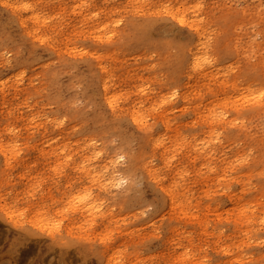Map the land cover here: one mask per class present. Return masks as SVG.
Listing matches in <instances>:
<instances>
[{
	"label": "rangeland",
	"instance_id": "1",
	"mask_svg": "<svg viewBox=\"0 0 264 264\" xmlns=\"http://www.w3.org/2000/svg\"><path fill=\"white\" fill-rule=\"evenodd\" d=\"M94 1L101 21L109 19L104 13L107 7L114 10L115 19L123 15L125 4L129 11L135 5V0ZM154 2L164 4L165 0ZM199 2V19L233 18L226 31L212 21L209 65L191 76H172L162 70L157 55H174L176 47L186 49L196 34L164 14L148 15L138 39L132 34L126 45L115 41L104 48L97 42L96 55H83L95 66L89 74L94 103L80 102L81 118L104 125L98 132L104 141H111L109 152L120 144L105 125L111 116L167 117L184 136L199 135L204 125L197 120L204 117L236 119V126L223 133L231 137L224 140L232 161L226 181L230 192L204 183L203 173L192 175L198 163L187 155L181 162L179 151L177 163L193 181L191 217L172 212L167 198L149 181L135 183L133 192L125 196L124 190L102 194L99 185L82 174L81 167L87 163L76 145L79 136L62 140L51 133V126L46 128V119L61 112L58 85H46L47 74L43 80L36 78L41 72L38 63L23 69L25 82L18 85L10 80L20 75V69L0 68V82L9 81L0 85V264H264V107L256 111L252 103L255 90L263 91L264 97V66L260 72L253 71L259 59L264 62V0ZM7 32L0 42L15 47V58L26 54L19 31L8 28ZM87 32L80 34V41L90 48ZM255 41L259 50L254 48ZM31 76L37 90L33 97L21 91ZM101 78L108 89L103 98ZM107 94L113 106L105 100ZM45 97L50 106L41 102ZM28 106L46 114L27 118ZM90 127V122L83 125V129ZM83 180L93 194L97 214L93 217L78 214L70 206ZM202 184L210 187L208 196ZM96 206H101L100 211Z\"/></svg>",
	"mask_w": 264,
	"mask_h": 264
},
{
	"label": "bare ground",
	"instance_id": "2",
	"mask_svg": "<svg viewBox=\"0 0 264 264\" xmlns=\"http://www.w3.org/2000/svg\"><path fill=\"white\" fill-rule=\"evenodd\" d=\"M102 3L107 4V0H102ZM163 3H155L154 0H135L132 11L128 10L129 4H125L123 15L119 14L115 19H112L114 10L107 7L104 13L109 19L101 21L94 0H0V6L4 9L0 12V37L6 38L8 28H15L20 33L19 41L26 46V54L18 53L15 58V47H6L3 45L4 42H0V68L9 71L20 69V75L10 80V83L13 82L11 85H18L19 82H25L23 69L38 63L41 72L35 74L36 78L43 80L42 75L47 74L46 85H58L57 96L63 98L59 106L61 112L54 118L46 119V128L51 126V133L60 136L62 140L71 135L79 136L76 145L83 151L82 157L87 163L81 167L82 174H85L86 179H92V183L99 185L102 194H119L124 190L125 196L124 193L133 192L135 183L149 181L167 198L172 212L178 215L185 212L191 217L193 214L188 204L192 203L190 184L193 181L188 175V170L181 166V163H177L180 155L178 152L183 153L181 162L187 155L190 160L194 159L198 163V171L192 169V175L196 172L203 173L201 177L204 183H211L212 187L215 186L222 192H230L231 188L226 181L232 161L225 151L228 145L224 140L231 137L229 135L225 137L223 133L229 126H236V119L204 117L197 120L204 125L199 135L184 136L181 130L172 124L173 119L167 117L148 118L131 114L132 116L124 119L111 116L105 125L116 133L120 144L109 152L111 141H104L98 132L104 125H99L97 119L87 121L81 118L84 107L80 108V102L85 106L94 103L92 93L94 83L89 74L94 73L95 66L86 61L87 58L84 59L83 55L85 57L96 55L99 47L97 42L104 48L115 41L118 42L117 45H126L132 34L138 39L147 27L145 24L146 20H149L148 15L152 17L158 13V16L164 14L182 26H188L196 34L192 43L185 45L186 49L176 47L174 55L181 52L178 56L157 55L158 60L163 62L160 66L162 70L172 72L170 73L172 76L181 77L185 74L191 76L201 67L209 65L213 49V36L209 31L212 21L226 31L233 18L227 15L219 17V20H210L207 16V20L199 19L202 14L199 0H193L191 2L193 4L188 0H165ZM254 11L258 15V6ZM86 29L87 39L91 41L90 48L83 46L80 41V34L84 35ZM262 47L264 49V42ZM254 48L259 50L258 41H255ZM32 50L36 54L33 55ZM43 59L45 61L40 62ZM263 66V60L259 59L253 71L260 72ZM32 76L27 79V84L22 85L21 90H27L29 97H33L34 92H37L33 84L35 78ZM170 82L173 84L175 79H170ZM8 83L9 81L0 82V85ZM100 85L103 98L104 92L108 90L104 86L106 84L103 83V78L100 79ZM253 94L255 96L252 103L257 107L256 111H260L264 107L263 91L255 90ZM49 97L53 101L54 97L51 94ZM105 100L112 105V99L108 94ZM41 102H44V106L52 104L46 97ZM28 108L30 112L25 115L27 118L46 114L45 110L42 113H35L34 108L30 106ZM85 122L92 123L93 127L83 129ZM158 125L162 128L157 129ZM91 163L94 165H90ZM82 183L84 184V180ZM202 185L207 188L204 189V193L208 196L210 187ZM78 190L81 192L76 195L77 197L73 194L74 200L70 203L71 208L74 205L72 211L76 210L81 215L86 213L88 217L97 215L90 188L84 184L79 186ZM229 195L233 200L234 195ZM99 208L97 207L98 210ZM107 211L109 213L110 209Z\"/></svg>",
	"mask_w": 264,
	"mask_h": 264
}]
</instances>
